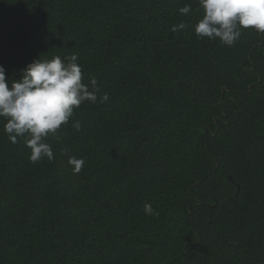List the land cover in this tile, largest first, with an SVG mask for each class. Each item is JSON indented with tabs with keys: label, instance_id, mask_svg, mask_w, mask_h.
I'll return each mask as SVG.
<instances>
[{
	"label": "trees",
	"instance_id": "obj_1",
	"mask_svg": "<svg viewBox=\"0 0 264 264\" xmlns=\"http://www.w3.org/2000/svg\"><path fill=\"white\" fill-rule=\"evenodd\" d=\"M201 18L198 0H0L7 80L75 53L99 89L52 160L0 118V264H264V33L226 46Z\"/></svg>",
	"mask_w": 264,
	"mask_h": 264
},
{
	"label": "clouds",
	"instance_id": "obj_2",
	"mask_svg": "<svg viewBox=\"0 0 264 264\" xmlns=\"http://www.w3.org/2000/svg\"><path fill=\"white\" fill-rule=\"evenodd\" d=\"M202 18L194 26L197 38L219 39L222 45L233 46L240 40L242 31L252 28L264 33V0H198ZM192 12L191 5L179 9L181 15ZM184 23L173 25L171 31L185 28ZM5 68L0 65V118L8 140L16 144L22 138L30 149L29 160L36 163L43 157L54 158L49 135H56L62 125L68 124L85 101H97L98 81L90 77L83 81L82 67L77 54L51 59H34L20 71L19 80H7ZM108 99L100 97V102ZM79 130L80 122L72 125ZM68 163L74 173H79L85 163L83 158L70 156ZM146 215L154 214L151 204H145Z\"/></svg>",
	"mask_w": 264,
	"mask_h": 264
},
{
	"label": "water",
	"instance_id": "obj_3",
	"mask_svg": "<svg viewBox=\"0 0 264 264\" xmlns=\"http://www.w3.org/2000/svg\"><path fill=\"white\" fill-rule=\"evenodd\" d=\"M231 179V178H230Z\"/></svg>",
	"mask_w": 264,
	"mask_h": 264
}]
</instances>
